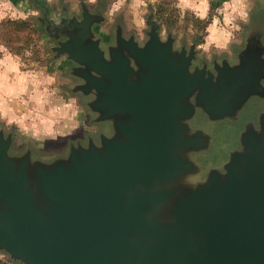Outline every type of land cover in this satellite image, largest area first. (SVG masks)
I'll list each match as a JSON object with an SVG mask.
<instances>
[{
	"label": "water",
	"instance_id": "water-1",
	"mask_svg": "<svg viewBox=\"0 0 264 264\" xmlns=\"http://www.w3.org/2000/svg\"><path fill=\"white\" fill-rule=\"evenodd\" d=\"M81 8L79 19L52 12L47 29L66 36L54 49L110 131L45 162L11 153L0 129V251L22 264H264V118L222 172L195 180L209 137L188 124L196 107L217 119L255 91L261 48L213 73L147 20L142 43L117 29L103 49L101 16Z\"/></svg>",
	"mask_w": 264,
	"mask_h": 264
},
{
	"label": "rangeland",
	"instance_id": "rangeland-1",
	"mask_svg": "<svg viewBox=\"0 0 264 264\" xmlns=\"http://www.w3.org/2000/svg\"><path fill=\"white\" fill-rule=\"evenodd\" d=\"M83 4L90 13L101 16L92 27L103 49L107 43L113 42L117 29L123 37L133 35L142 43L147 37L149 20L157 23L160 38L173 37L175 48L188 49L193 44L192 64L205 66L213 73L223 63L237 65V50L239 53L248 44L260 47V54L264 51L259 40L255 42L259 45L250 43L246 31L253 24L256 30H260L259 34L264 35V0H0L3 19H26L33 29L30 48L22 55L9 53L0 43V55L5 52L7 57L0 65L3 73L0 77V129L4 135L11 133V153L19 154L29 149L32 158L48 162L66 155L70 143H85L88 135L97 140L98 132L110 131L108 123L93 120L95 114L85 105V101L93 96L83 95L75 89L82 79L72 73L69 67L72 62L66 58V53H57L54 49L66 36L52 37L47 29L48 25L51 29L52 19L45 20L43 15L44 11L56 15L64 11L69 17L79 19ZM192 16L204 17L207 20L205 26L192 27ZM18 36L24 40L25 34ZM196 38L198 42H194ZM21 42L15 41L14 44ZM259 63L261 75L255 91L249 93L231 114L210 120L236 117L250 97L264 96V85L260 84L264 78L262 55ZM20 95L21 98L16 99ZM191 101L194 104L193 97ZM197 110L201 108L196 107L195 116L190 119L204 128L209 140L197 159L200 172L193 171L189 180L199 176L205 179L211 169L218 170V163L224 158L225 144L233 145L235 141L233 132L217 127L214 122L201 121ZM65 114L73 117L72 124H68ZM263 118L264 113H261L257 119L258 130L248 128L241 133L240 144L241 136L247 131H259ZM188 124L190 127L192 123ZM0 261L22 264L3 251H0Z\"/></svg>",
	"mask_w": 264,
	"mask_h": 264
},
{
	"label": "flooded vegetation",
	"instance_id": "flooded-vegetation-1",
	"mask_svg": "<svg viewBox=\"0 0 264 264\" xmlns=\"http://www.w3.org/2000/svg\"><path fill=\"white\" fill-rule=\"evenodd\" d=\"M46 13V14H45ZM43 15L45 16V20L46 19H51L49 18L51 16V14H47V12H43ZM247 33H248V38L250 39V43H255L256 40H259L263 45H264V35L259 34L260 30H256L254 28V25L251 24L249 26V28H247ZM259 45V44H257ZM237 53L236 55L238 54ZM262 57H264V51L262 52ZM260 84L264 85V78H262L260 80ZM199 114V117H201V121L206 122L207 124H211V122H214L217 125V127H220L224 130L227 131H231L234 134V143L233 145H228L225 144L226 147H224V158L221 159V161L218 163V170H220V172H222L224 169L222 167V164L228 159V157L230 156V153L233 151H237L241 149V144L239 141V137L241 135V133L245 132L248 128H253L255 130H258L259 127V123H258V116L261 113H264V96H252L250 97L247 102L245 103V105L238 110L237 112V116L236 117H230V118H224L220 119V120H210L208 119V117L206 116V114L204 112H202L201 110H197ZM195 116V114H194ZM192 119V118H191ZM189 120L188 123H192L190 124L191 130L192 131H202L203 133H207L203 127L198 126L196 124H194L192 122V120ZM209 135V134H208ZM223 146V145H222ZM229 146V147H228Z\"/></svg>",
	"mask_w": 264,
	"mask_h": 264
},
{
	"label": "trees",
	"instance_id": "trees-1",
	"mask_svg": "<svg viewBox=\"0 0 264 264\" xmlns=\"http://www.w3.org/2000/svg\"><path fill=\"white\" fill-rule=\"evenodd\" d=\"M163 8V6L161 7ZM160 8V9H161ZM163 10V9H161ZM209 18V17H208ZM192 27L202 28L205 26L207 20L204 17L192 16ZM32 25L26 19L21 18H5L0 20V43H2L9 53L14 55H22L24 51L30 48V42L32 40L31 31ZM26 31V32H25ZM25 34L24 40L18 36L19 34ZM15 41H22L21 44H14ZM196 38L194 42H198ZM0 264H5L0 261Z\"/></svg>",
	"mask_w": 264,
	"mask_h": 264
},
{
	"label": "crops",
	"instance_id": "crops-1",
	"mask_svg": "<svg viewBox=\"0 0 264 264\" xmlns=\"http://www.w3.org/2000/svg\"><path fill=\"white\" fill-rule=\"evenodd\" d=\"M210 9V8H209ZM0 14H1V11H0ZM3 19V16L0 15V20ZM2 48H4L2 46ZM8 55V54H7ZM7 60V57H6V53L3 52L2 55H0V65H1V62L2 61H6ZM3 73H2V70L0 69V77H2ZM21 89V88H19ZM26 90V89H25ZM18 91H21V90H18ZM16 93V91H15ZM18 93V92H17ZM22 95H20L19 97H17L16 99H20ZM67 116V122L68 124H72L74 121H73V117H70L68 114H65Z\"/></svg>",
	"mask_w": 264,
	"mask_h": 264
}]
</instances>
